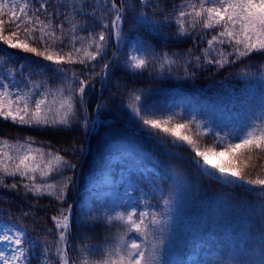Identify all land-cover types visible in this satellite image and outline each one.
I'll return each instance as SVG.
<instances>
[{"label":"snow or ice","instance_id":"1","mask_svg":"<svg viewBox=\"0 0 264 264\" xmlns=\"http://www.w3.org/2000/svg\"><path fill=\"white\" fill-rule=\"evenodd\" d=\"M50 3L51 0H24L23 3L20 0H0V41L9 48L20 49L50 62L56 66L53 72L62 77L59 85L55 88L49 87V77L45 76L46 66L21 63L19 71L13 67L6 78L0 79V118L10 119L22 126H71L77 114L76 105L83 102L85 89L94 77L85 73L89 78L83 79L72 71L69 78L68 70L63 65L80 64L87 69L92 61L102 58L111 38H115L117 44H120L129 35L122 27L129 16L132 17L131 29L137 31L150 27L152 31L159 33L173 21L179 36L192 34L198 26L202 30H217L207 40V48L202 49L201 55L194 56L189 49L187 55L190 59L182 65L186 75L195 74L188 71L193 61L196 67L201 66L203 59L205 64L224 68L254 52H264V0H182L178 8L162 18L156 12V8L160 7L158 0L155 4L154 0H138L139 11L132 0H119V3L117 0H94V7L88 5L87 0H77L67 14L61 13L59 9L48 12ZM101 3L110 4V7H105L98 15ZM149 7L152 8L151 12L147 11ZM160 11L163 12V9ZM42 14L44 19L41 18ZM61 15L63 20L53 23ZM82 15H91L98 19L101 22L100 30H88L86 36L79 35L78 31L87 30L86 21L82 23L77 19ZM6 16L8 23L15 25L7 35L4 19ZM65 22L68 24L67 29ZM21 31L32 40V44L17 39ZM36 43L43 45V50L34 46ZM77 43L79 47L76 46ZM217 45L228 47L217 48ZM65 47L69 51L64 52ZM128 47L130 51L125 66L133 71L144 70L152 65L158 66L161 72H171L180 59L175 53L170 56L167 52H156L151 44L139 38ZM4 55L7 56L6 53ZM11 60V56H7L6 60L0 57V64ZM25 68L29 69L27 75L23 71ZM94 68L93 64L92 69ZM108 68L109 64L104 63L103 71L95 75L106 74ZM17 74L26 81L24 87L15 79ZM33 75L41 79H32ZM238 75H259L264 81V62L260 63L256 72L241 71ZM76 83L79 87L74 89L73 85ZM127 107L149 135L174 148L185 145L190 147L194 152L191 163L197 174L218 181L227 188H242L255 197V202L260 205V220L255 234L245 237L238 252L243 259L236 264H264V176L259 173L253 176L249 165L245 163L253 159L264 161V101L259 105L249 102L244 120L229 131H216L195 115L189 118L181 112L157 117L156 111L146 107L142 95L136 93L130 95ZM87 123L85 120V127ZM208 137L211 138L213 146L201 148V138ZM34 143L31 137L23 142L19 139L15 142L0 140V186L10 190L22 186L26 193L30 192L35 197L47 195L64 204L73 183V178L65 175V171L75 169L76 165L59 152L49 151L44 147L34 148ZM225 154L232 161L227 165L212 158ZM260 168L264 170V163L260 164ZM8 178H12L13 182L6 183ZM171 180L167 194L157 186L152 193L142 194L135 203L125 200V205L131 203L130 208L104 212L103 220L108 225L116 222L120 228L110 241L106 239L102 251L98 245L81 246L78 259L69 256L72 247L69 238L73 206L69 204L61 207L51 218L57 238L48 241L45 236L44 243L40 246L39 256L43 257L40 264H78V261L79 264H161L164 233L170 223L168 212L177 192L188 187L185 173L179 169L173 170ZM125 195H130L127 190ZM149 195L153 199L159 196L158 204L162 201L164 211L151 204ZM227 197L228 194L225 193V198L221 201L225 205L229 203ZM94 211L97 209L88 206V211H82L80 222L99 220L100 217L92 215ZM27 215V212L22 213V217ZM48 232L51 233L52 229H48ZM38 244L39 240L31 238L24 227L5 223L0 219V245L4 246V250H0V264H32V253L37 250ZM53 247L54 259L49 256ZM220 264L232 262L221 260Z\"/></svg>","mask_w":264,"mask_h":264},{"label":"trees","instance_id":"2","mask_svg":"<svg viewBox=\"0 0 264 264\" xmlns=\"http://www.w3.org/2000/svg\"><path fill=\"white\" fill-rule=\"evenodd\" d=\"M76 2L77 0H51L48 12H55L59 9L61 13L67 14ZM117 2L119 3V0ZM156 2L157 0H154V4ZM181 2L182 0H158L160 6L156 8L158 17L162 18L163 15L172 12ZM87 3L95 6L94 0H87ZM132 3L139 11L138 0H132ZM105 7H110V4L101 3L98 15ZM160 9H163V12ZM147 11L151 12L152 8L149 7ZM41 18L44 19L45 16L42 14ZM77 19L82 23L86 21L87 27L85 31H78L79 35L86 36L88 30L96 32L100 30L101 22L91 15L78 16ZM62 20L63 15L54 19L53 23ZM131 20L132 17L129 16L128 21L122 26L123 30L129 33L125 40L117 44L115 38H111L105 55L92 61L87 69L80 64L63 65L68 70L69 78H71L72 71L83 79H88L89 75L94 77L85 89L83 102L76 105L77 114L70 127H29L13 123L10 119L0 118V140L8 139L10 142H15L19 139L23 142L31 137L35 141L33 145L59 152L76 165L75 169L65 171V175L73 178V183L69 187L64 204L47 195L35 197L30 192L26 193L22 186L15 190L0 186V218L19 222L29 234L38 238L42 245L45 236L48 241H54L57 234L52 216L56 215L61 207H67L69 204L73 206L74 211L78 181L82 176L94 170L98 164L103 163L106 154L114 155L116 149L121 148L129 150L134 157L126 161L123 154H118L120 163L115 166V176L124 174L126 177L134 178L136 173L130 169L131 165L137 168L143 163L151 164L164 176L160 186L167 194V188L172 183L173 170L179 169L185 173L188 187L177 192L171 210L168 212L170 223L164 233L165 244L160 253L161 264L184 262L188 253L196 252L200 243L207 242L212 234H219L222 237L221 242L224 245L222 257L220 259L204 257L202 246L198 255L200 259H205L206 264H220L221 260L236 264L237 261L243 259L238 252L245 242V237L255 234L260 220V205L255 202V197L242 188H227L218 181L197 174L191 163L194 152L190 147L185 145L181 148H174L149 135L141 128L140 121L127 105L132 93L142 95L146 101V107L149 108L155 106L166 108L169 102L179 97H187L198 110L197 119L211 122L216 131L217 129L228 131L232 121L244 120L249 102L259 105L261 101H264V81L259 75L252 77L238 75L241 71L256 72L260 63L264 62V52H254L249 57L242 58L235 64L226 65L224 68H218L214 64H205L203 59L201 66L196 67L193 61L188 71L195 74L186 75L182 65L190 59L187 55L189 49L192 50L194 56L201 55L202 49L207 48V40L217 30H202L198 26L192 34L179 36L174 21L157 33L150 27H143L139 31L132 30ZM14 28L15 25L12 24V29ZM65 28H68L67 22H65ZM137 38L147 41L156 52L161 54L167 52L170 56L174 53L178 55L180 59L177 65L173 66L171 72H161L158 66L152 65L144 70L136 71L127 68L125 60L130 50L128 45L135 43ZM17 39L33 43L22 31ZM34 46L40 50L44 47L39 43ZM76 46L79 47V43ZM216 47L227 49L228 46L217 45ZM67 51L69 48L65 47L64 52ZM5 53L11 56L12 60L0 64V75L8 76L13 67L19 71L21 63L33 66L43 65L47 69L45 76L49 77L47 81L49 87L55 88L62 82V77L53 72L55 65L44 61L41 57L24 53L20 49L9 48L0 41V57L6 60ZM104 63L109 64L106 74L95 75L103 71ZM93 64L94 69H92ZM23 71L27 75L29 69L25 68ZM15 78L21 82L22 86L26 85V81L20 74H17ZM32 79H41V77L33 75ZM77 87H79L78 83L73 85L74 89ZM77 100H79L78 96ZM98 105L99 108H97ZM85 120L88 122L86 127ZM210 143H212L210 137L200 140L201 148ZM245 163L249 165L253 176L258 173L264 176V170L260 168V164L264 161L253 159ZM121 168L123 170H120ZM16 180L18 181L19 177ZM12 182V178L6 180V183ZM132 189L136 190V187L133 185L129 188L126 184L125 190L120 191L119 207L111 210L96 208L97 211H94L92 215L100 217L99 220L81 223L76 221V214L72 216L69 238L72 246L69 250L71 258L78 259L79 248L85 244L101 246L102 251L106 239L110 241L120 228L116 222L108 225L102 218L103 214L107 211L115 212L130 208L131 203H135L138 199L137 192L133 195H125L126 190L129 192ZM225 193L228 194L229 203L227 205L221 202L225 198ZM125 200L131 203L125 205L123 203ZM158 201V195L155 199L151 196V204L164 211L162 201L159 204ZM23 212H27L28 215L22 217ZM48 229H52V232L49 233ZM50 257L55 258L54 247L50 252Z\"/></svg>","mask_w":264,"mask_h":264},{"label":"rangeland","instance_id":"3","mask_svg":"<svg viewBox=\"0 0 264 264\" xmlns=\"http://www.w3.org/2000/svg\"><path fill=\"white\" fill-rule=\"evenodd\" d=\"M21 3L24 2V0H20ZM39 6L38 4L36 5ZM5 19V35H7L12 29V24L8 23V17H4ZM130 51V50H129ZM7 77V76H6ZM2 74L0 75V79L6 78ZM16 79V78H15ZM19 81L18 79H16ZM21 87H24L20 84ZM156 111L157 117H162L165 115H168L170 113L174 112H181L187 117H191L192 115H195L198 117V110L196 106L192 103L190 98H184L180 97L176 100L171 101L168 103L166 108H160V107H153ZM207 124L213 129V124L209 121H206ZM242 120L237 119L236 121H232V125H229V130L234 129L238 127L241 124ZM219 131V129H217ZM228 130V131H229ZM207 146H213V143H210ZM33 147H39L33 145ZM116 154L114 156H111L108 159L105 160V166L98 168V170H95L94 172H89L85 177L84 185L81 189V200L77 204V209H79V214L81 216L82 211H88V206H93L95 201H98V204L101 205V208H104L105 210H111L114 207H119L118 203L120 202V192L112 186V175L110 174L111 170L113 169V165L115 163V159L118 157V154H123L126 161H129L130 159H133L134 155L130 154L129 150H123L121 148L116 149ZM131 155V156H130ZM108 156V155H107ZM216 162L222 163V164H229L231 161V158L229 155L225 154L224 156H218V157H212ZM127 164V163H125ZM138 171V179H140L138 182H136L135 178H132L131 176L126 177L127 182H130L129 185H134L136 187L135 189H132L130 192V195H133L134 192H137V198H139L142 194H149L154 191L155 187H159V180L157 179L159 174L158 171H154L152 165L149 164H142ZM123 177L120 176L116 179L114 185L117 187L119 184H122ZM125 186L120 190L124 191ZM151 195L148 196V199L150 200ZM118 205V206H117ZM122 208V207H120ZM80 216L77 217L76 221H80ZM4 220V219H3ZM5 223L10 224H16L19 226H22L14 221L10 220H4ZM23 227V226H22ZM31 238H35L34 236L30 235ZM220 238V236H219ZM37 239V238H35ZM42 242H40L37 246V250L32 253L33 261L32 264H40L41 260L43 259L42 256H39L41 251ZM222 249V244L216 243L212 250L205 251L206 255H219ZM0 250H4V246L0 245ZM50 256V253H49ZM36 257H39L37 259ZM190 257L193 258L192 261L186 262L184 264H200V261L195 259V255H190Z\"/></svg>","mask_w":264,"mask_h":264}]
</instances>
